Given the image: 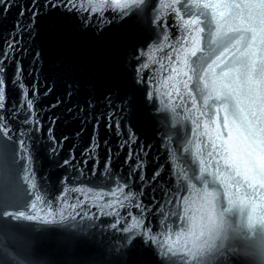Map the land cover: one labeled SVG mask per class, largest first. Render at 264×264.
<instances>
[{"label": "snow or ice", "instance_id": "obj_1", "mask_svg": "<svg viewBox=\"0 0 264 264\" xmlns=\"http://www.w3.org/2000/svg\"><path fill=\"white\" fill-rule=\"evenodd\" d=\"M13 6L0 0L5 16ZM113 30L123 33L122 44L111 40ZM86 35L114 59L112 82L103 86L86 80L75 62L76 41ZM157 44L167 49L165 80L173 81L165 91L144 59ZM25 72L37 79L25 80ZM55 88L71 104L64 105L69 115L93 122L97 142L90 138L77 165L71 149L58 162L71 168L56 177L58 194L30 196L42 178L30 164L29 141L45 132L39 99L32 98ZM12 91L17 99L9 107ZM56 119L46 127L49 154L58 151ZM138 119L162 141L165 163L153 156L151 171V146L139 143ZM189 120L196 125L191 136ZM101 122L120 141L116 149L104 141L102 168ZM125 149L117 168L113 159ZM190 150L199 167L188 162ZM24 228L45 235L15 247L0 240V264H145L143 253L147 264H264V0L18 6L0 41V233ZM53 234L56 248H44Z\"/></svg>", "mask_w": 264, "mask_h": 264}, {"label": "water", "instance_id": "obj_2", "mask_svg": "<svg viewBox=\"0 0 264 264\" xmlns=\"http://www.w3.org/2000/svg\"><path fill=\"white\" fill-rule=\"evenodd\" d=\"M10 4L14 6L11 7L6 16L0 12V41L4 39V33L9 30L12 25L15 23L16 19L18 18V6H24L28 3V0H8ZM239 2V0H237ZM94 36L95 33H92ZM111 40L117 44H122L124 41L123 33L120 30H113L111 32ZM76 47L78 49V55L76 57V64L79 68H82L84 71V76L86 80L95 81L99 86H103L106 83H110L111 75L115 72V62L110 54L109 51L106 49L100 48L94 40L91 39L89 36H82L79 37L76 41ZM167 49L161 45L157 44L155 49L149 50L148 54L144 57L146 61L149 62L150 68L153 69L154 77L157 79V83L160 84L162 91L167 90L170 88L173 81L172 80H165V77L169 76L171 70L169 69L167 72L164 71L165 60L167 59L166 56ZM62 54L61 50L58 48L53 53V58L60 56ZM23 56V53H21ZM127 61V57L125 56V62ZM25 66L31 63L30 60L24 61ZM9 72L12 71V67L9 66ZM148 71V70H146ZM25 80L37 79L35 73L28 76V73L25 72ZM41 80V85L43 84V75L39 77ZM17 99V95L15 91L9 93V107H11L12 102ZM33 100L39 99V109L41 113V119L45 125V132L44 135L41 133H35L34 137L29 141L30 149L32 152V156L30 159V164L37 173L39 177H41V181L39 183V187L35 193L29 192L30 196L39 195L42 197L58 194L56 189V177L63 175L64 172H71L70 167L61 166L58 162L62 161L69 155V150L71 149V154L74 156L72 160V165H77L78 162L82 158L83 149L88 145L90 138L92 139L93 143H96L97 140L92 135V121H83L81 119L76 118L75 112L72 115H69L66 111L64 105L69 104L66 97H61V93L59 88L53 89L47 96H39L33 97ZM60 100V104L55 105L57 100ZM76 98H74L75 100ZM50 105H55V107H48ZM52 117H56L55 123L53 126V134L59 141L55 145L58 151L54 154L48 153L49 142L47 140V132L46 127L51 120ZM189 135H192V129L196 127L192 123L191 120L187 121ZM174 127L175 125H170ZM162 130L164 129L163 124L161 123ZM137 134L139 136V143L143 144L144 148L147 149L149 145L151 146V151L148 152V157L151 162L148 164L147 171L152 170V164L154 160L152 159L153 156H157L160 158V163H165V154L159 148V143L162 141L160 140L159 134H154V130L143 123L141 120H137ZM99 138V167L102 168L103 160L105 158V145L104 141L107 140L109 145L116 149V145L120 143L119 140L115 137L113 132H109L107 129L104 128L103 122H101L99 129L97 130L96 134ZM64 138V139H61ZM206 138V137H205ZM194 144L199 145V138L193 141ZM203 146L200 145L197 149V153L200 152V149ZM138 151V146H132V161L135 162L136 159V152ZM127 154V150L119 151V159H113V164L119 168V165L122 163L124 155ZM117 152L114 151L113 156L115 157ZM143 156V154H141ZM188 162L195 164L199 167L200 164V157L199 155H194L191 150L188 153ZM17 163L20 165V168H24V164L22 161L18 159ZM87 167H91V162H89ZM183 166L182 164L180 165ZM50 182V183H49ZM51 184V186H50ZM75 184H69V187H75ZM27 188V185H25ZM62 190V189H61ZM75 195V194H73ZM78 198L82 199L83 196H79ZM31 203V201H30ZM37 205L40 204V201H36ZM37 231L35 229H27L24 228L21 231H17L16 229H11L6 233H0V240H4L7 245L15 247L18 242L32 239L33 237L40 238L45 234L40 233L37 236ZM58 242V236L53 234L49 238L44 241L43 247L49 250H54L56 248ZM67 259H75V257L69 256ZM141 259L147 261L150 259L147 253H143Z\"/></svg>", "mask_w": 264, "mask_h": 264}]
</instances>
